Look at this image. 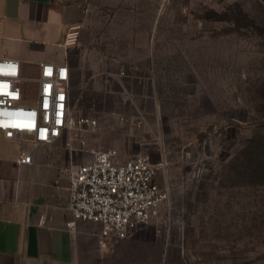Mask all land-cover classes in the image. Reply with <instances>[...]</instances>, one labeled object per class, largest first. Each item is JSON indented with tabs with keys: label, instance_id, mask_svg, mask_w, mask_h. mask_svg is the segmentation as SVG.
Masks as SVG:
<instances>
[{
	"label": "rangeland",
	"instance_id": "rangeland-1",
	"mask_svg": "<svg viewBox=\"0 0 264 264\" xmlns=\"http://www.w3.org/2000/svg\"><path fill=\"white\" fill-rule=\"evenodd\" d=\"M77 43L92 146L165 151L169 209L114 263L264 264V0H87Z\"/></svg>",
	"mask_w": 264,
	"mask_h": 264
},
{
	"label": "crops",
	"instance_id": "crops-1",
	"mask_svg": "<svg viewBox=\"0 0 264 264\" xmlns=\"http://www.w3.org/2000/svg\"><path fill=\"white\" fill-rule=\"evenodd\" d=\"M86 2L0 0V56L20 59L23 70L40 61L66 62L73 73L79 48L64 43L65 32L83 23ZM91 134L87 141L94 145ZM65 139L33 145L28 134H0V264H115L114 256L124 255L126 239L109 249L99 247L97 223L79 220L73 229L66 226L68 178L86 154L66 146ZM139 144L158 159L165 155L162 146ZM20 151L32 155L31 163H17Z\"/></svg>",
	"mask_w": 264,
	"mask_h": 264
},
{
	"label": "built area",
	"instance_id": "built-area-1",
	"mask_svg": "<svg viewBox=\"0 0 264 264\" xmlns=\"http://www.w3.org/2000/svg\"><path fill=\"white\" fill-rule=\"evenodd\" d=\"M80 28L81 24L69 26L64 43L75 44ZM71 79L66 62L40 61L33 74L25 75L20 59L0 56V134L5 138L28 134L33 145L64 135L66 146L86 154L68 178L71 217L66 226L73 229L79 220L97 223L98 245L109 249L140 227L158 228L162 223L169 209L168 186L158 179L164 160L153 161L147 152L122 156L114 146L90 145L87 133L96 130L98 119L80 112ZM24 81L36 85L33 100L26 97ZM16 161L31 163L32 155L20 151Z\"/></svg>",
	"mask_w": 264,
	"mask_h": 264
},
{
	"label": "trees",
	"instance_id": "trees-1",
	"mask_svg": "<svg viewBox=\"0 0 264 264\" xmlns=\"http://www.w3.org/2000/svg\"><path fill=\"white\" fill-rule=\"evenodd\" d=\"M259 89L262 91V90H264V88H262V87H259Z\"/></svg>",
	"mask_w": 264,
	"mask_h": 264
}]
</instances>
